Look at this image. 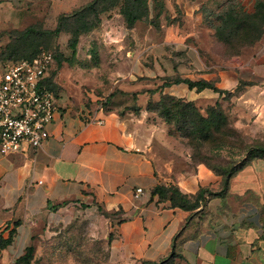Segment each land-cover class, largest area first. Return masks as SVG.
Segmentation results:
<instances>
[{
	"label": "crops",
	"instance_id": "0c3cea01",
	"mask_svg": "<svg viewBox=\"0 0 264 264\" xmlns=\"http://www.w3.org/2000/svg\"><path fill=\"white\" fill-rule=\"evenodd\" d=\"M22 12L9 0L1 1L0 26L18 28ZM144 45L141 41L131 51L136 61L120 81L125 97H138L139 103L155 99L158 92L148 90L168 77L211 82L221 93L189 89L185 83L164 87L163 93L225 103L224 92H230L234 124L248 135L264 137V34L240 55L228 58L208 52L201 57L190 49L186 64L162 55L160 42ZM118 95L107 109L96 106L94 99L86 105L57 95L43 145L0 154V235L6 238L16 229L11 244L0 251V264H14L35 241V231L66 225L84 210L100 213L99 208L114 213L106 218L113 237L104 264L107 256L109 264L159 261L172 250L175 256L168 264H264V158L250 160L231 175L223 193L213 194L221 189V176L203 165L192 173L162 169L138 117L116 107ZM157 185H175L191 202L200 188L209 191L195 208L183 209L151 194ZM136 188L142 189L137 197ZM37 255L19 264H34ZM53 264L75 263L56 257Z\"/></svg>",
	"mask_w": 264,
	"mask_h": 264
},
{
	"label": "rangeland",
	"instance_id": "374dc122",
	"mask_svg": "<svg viewBox=\"0 0 264 264\" xmlns=\"http://www.w3.org/2000/svg\"><path fill=\"white\" fill-rule=\"evenodd\" d=\"M14 1L9 0L23 10L24 21L18 28L0 26V68L6 60L16 58L29 43L52 50L59 61V66L56 62L50 74L57 94L86 105L94 99L96 106L104 109L110 104L109 95L119 94L116 107L138 117L141 133L148 137L147 144L163 170L192 173L203 165L215 174L211 167L218 170L232 167L245 158V149L250 143L262 141L234 124L229 116L232 105L226 98L227 102L221 104L229 131L222 133L216 131V122L206 125L198 112L191 110L182 112L184 119L168 121L158 112L160 106L155 105L158 96L150 98L152 101L148 104L146 100L139 103L138 97H125L128 94L119 87L136 61L131 51L141 41L146 43L143 48L160 42L162 55L171 54L183 64L190 60L191 50L201 57L207 52L220 58L231 57L248 33L234 34L231 27H226L224 38L217 31L223 28L224 20H231L230 15L252 11L256 0H147L146 8L140 9V12L146 11L145 17L132 27H127L119 14L123 0H99L95 8L84 9L78 15L73 14L92 0ZM60 15L64 17L56 35H39L23 43L13 34L14 29L21 30L31 24L53 30ZM195 104L206 117L204 108L212 103L197 101ZM34 234L32 259L38 254L34 264H53L56 257L67 262L73 260L75 264H104L106 247L108 252L113 237L109 222L102 214L85 210L66 225L45 227Z\"/></svg>",
	"mask_w": 264,
	"mask_h": 264
},
{
	"label": "trees",
	"instance_id": "16d2710c",
	"mask_svg": "<svg viewBox=\"0 0 264 264\" xmlns=\"http://www.w3.org/2000/svg\"><path fill=\"white\" fill-rule=\"evenodd\" d=\"M99 0H92L89 3H87L83 8L76 10L73 15L80 14L84 9H93L96 6V3ZM147 0H123L122 7L120 9L119 14L122 16L124 22L126 23L127 27H132L136 21L141 20L146 15V11L140 12V9L146 8ZM64 16H59L57 19V25L53 30L49 29H41L37 26L39 24H31L26 26L25 28L18 30L14 29L13 34H15L16 40L21 42L26 41H32L30 38H34L35 36H41V35H56L61 30V23L62 18ZM231 20H224L223 28H220L218 32V35L220 37H226L224 34V29L226 27H231V33L234 34H243L248 33L246 36H244V42H242L240 48L238 51L234 53L232 56L240 55V49L244 46H250L254 44L256 41H258L261 36L264 33V0H256L255 4L253 6L252 11H246L242 10L241 13H239L236 16L230 15ZM249 43V44H248ZM247 44V45H246ZM50 50L48 48L40 47L37 48V46L29 45L21 50V53L18 54L16 58L8 59L6 61L10 60H17V59H32L34 58L41 50ZM52 51V50H50ZM53 52V51H52ZM55 60L57 62V65L59 66V61L56 58L55 53L53 52ZM179 83H185L189 87V89L195 88L197 91H201L205 88H210L215 92L221 93L220 90H218L213 83L207 82L204 80H198V81H191L187 78H181L179 76H175L172 78H165L160 86L155 88L154 90H148L149 92H158L159 96L158 99L155 101V105L157 108L159 107V113L166 119V120H179L181 118L184 119V116L182 115V112L185 111H193L198 112L200 115V118L207 122L206 125H210L213 122H216V131L226 132L229 131V128L227 127V119L226 115H224V112L222 111L223 106L222 102L216 100L214 103L207 105L204 108V111L207 113L206 117H203L199 111L200 109L195 104L194 101L182 99V98H175L170 95H167L166 93H163V88L170 86L172 84H179ZM46 86L48 89H50L55 95H58L55 88H54V82L52 81L51 77H49L46 81ZM224 99L227 100L230 98L231 93L230 92H224ZM116 94L113 92L109 95V99L111 100ZM152 101V100H148ZM148 102L146 104H148ZM176 122V121H175ZM214 128V129H215ZM199 133H204L202 130H195ZM262 141L250 143L245 150L247 152L244 159H242L237 164L233 165L230 168H226L225 170H218L217 168H212L215 172V174L221 176V189L218 192H214L213 194H221L223 193L228 184V180L231 177V175L236 172L237 170L241 169L246 163H248L250 160L254 158H264V137H259ZM253 144V145H252ZM255 146V147H252ZM209 190L205 188H200L195 195V201L191 202V200L188 198V196L184 193H182L179 188L175 185H169V186H155L151 194H158L161 197H167L170 199L172 205L178 206L180 208L185 209H193L196 207L198 200H200L205 192H208ZM100 213L105 218H110L114 215V213H109L103 211L101 208H99ZM15 227L18 225V221L14 222ZM16 229L12 228L8 236L6 238L2 237L0 235V251L11 244L13 241V237L15 235ZM176 238V236H175ZM32 251L33 246L29 245L25 248L24 253L20 256H18L14 260V264L19 263H29L32 259ZM175 256L174 250L170 252V254L159 260V261H142V264H168V262Z\"/></svg>",
	"mask_w": 264,
	"mask_h": 264
},
{
	"label": "built area",
	"instance_id": "2783aa9c",
	"mask_svg": "<svg viewBox=\"0 0 264 264\" xmlns=\"http://www.w3.org/2000/svg\"><path fill=\"white\" fill-rule=\"evenodd\" d=\"M56 60L50 50L0 68V154L36 150L49 136L57 95L46 86ZM102 106H100V109ZM142 193L136 188L134 196Z\"/></svg>",
	"mask_w": 264,
	"mask_h": 264
}]
</instances>
